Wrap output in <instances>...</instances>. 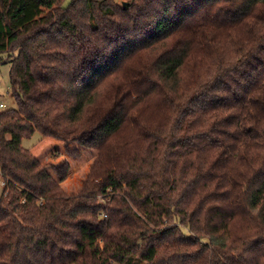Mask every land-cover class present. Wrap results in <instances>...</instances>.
Instances as JSON below:
<instances>
[{
	"label": "trees",
	"instance_id": "obj_1",
	"mask_svg": "<svg viewBox=\"0 0 264 264\" xmlns=\"http://www.w3.org/2000/svg\"><path fill=\"white\" fill-rule=\"evenodd\" d=\"M2 54L0 264H264V0H0Z\"/></svg>",
	"mask_w": 264,
	"mask_h": 264
},
{
	"label": "rangeland",
	"instance_id": "obj_2",
	"mask_svg": "<svg viewBox=\"0 0 264 264\" xmlns=\"http://www.w3.org/2000/svg\"><path fill=\"white\" fill-rule=\"evenodd\" d=\"M71 1L66 0V4L68 5ZM118 1L126 2V0ZM10 68L8 55L2 54L0 56V104H3L5 109L17 108V103L10 93ZM40 137L41 135L36 133L31 139L23 140L22 145L26 148L35 149L34 154L44 164L61 165L64 162H68L70 164L69 176L61 183V186L68 194L77 193L82 188L97 153L93 150H86L78 145H72L71 147L78 149L80 154L70 155L66 152L63 142L52 138L42 139ZM43 140L45 141L43 142ZM40 143L42 144L41 146H39ZM53 177L59 181L58 176L54 173ZM2 188L3 182L0 178V194L3 190Z\"/></svg>",
	"mask_w": 264,
	"mask_h": 264
},
{
	"label": "crops",
	"instance_id": "obj_3",
	"mask_svg": "<svg viewBox=\"0 0 264 264\" xmlns=\"http://www.w3.org/2000/svg\"><path fill=\"white\" fill-rule=\"evenodd\" d=\"M0 105H1V104H0ZM44 141H45V140H43V142H44ZM41 145H42V144L40 143L39 146H41ZM39 146H38V147H39ZM38 147H37V148H38ZM34 150H35V149H32L31 151H34ZM34 153H35V151L33 152V154H34ZM34 155L38 158V156H37L36 154H34Z\"/></svg>",
	"mask_w": 264,
	"mask_h": 264
},
{
	"label": "built area",
	"instance_id": "obj_4",
	"mask_svg": "<svg viewBox=\"0 0 264 264\" xmlns=\"http://www.w3.org/2000/svg\"><path fill=\"white\" fill-rule=\"evenodd\" d=\"M0 107H1V108H4V105H3V104H1V105H0Z\"/></svg>",
	"mask_w": 264,
	"mask_h": 264
},
{
	"label": "water",
	"instance_id": "obj_5",
	"mask_svg": "<svg viewBox=\"0 0 264 264\" xmlns=\"http://www.w3.org/2000/svg\"><path fill=\"white\" fill-rule=\"evenodd\" d=\"M123 5L125 6V5H126V2H125V3H123Z\"/></svg>",
	"mask_w": 264,
	"mask_h": 264
}]
</instances>
